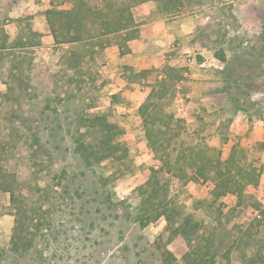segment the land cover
Listing matches in <instances>:
<instances>
[{
	"label": "rangeland",
	"instance_id": "obj_1",
	"mask_svg": "<svg viewBox=\"0 0 264 264\" xmlns=\"http://www.w3.org/2000/svg\"><path fill=\"white\" fill-rule=\"evenodd\" d=\"M25 1L0 0V28L12 27L14 48L28 56L35 87L22 92L0 81V167L14 171L20 158L34 150L41 154L39 149L48 152L50 162L14 188V196L34 207L36 214L27 222L31 246L24 253L11 249L15 210L10 193L0 192V264H225L227 249L243 263L257 250L264 255V226L255 224L257 212L264 209V0H184V7L174 14L163 13L156 1L163 17L150 19L149 28L169 23L175 29L185 21L192 26L190 34L177 32L180 44L189 47L183 52L185 60L191 59L186 85L170 81L166 95L149 109L150 119L169 120L173 128L180 127L181 138L188 139L173 136L179 155L191 147L202 152L204 177L186 183L160 170L161 162L147 141L144 144L136 75L131 72V83L122 85L128 93L121 89L110 99L102 43L91 39L85 50L100 63L98 77L77 90L60 70L63 47L46 49L43 42V49L32 48L39 38L31 27L40 17L33 20L20 12L29 8ZM73 1L54 0V4L65 8ZM87 1L96 7L102 2ZM35 3L41 13L46 4ZM220 50L226 61L216 56ZM185 88L200 92L208 108L215 106L205 115L206 121L197 113L199 103L189 104L192 96L181 98ZM41 100L47 105H40ZM181 104H189L191 111L185 119L177 110ZM100 108L114 114L118 128L114 141L127 151L86 164L75 147L90 136L78 123ZM170 114L173 118L166 119ZM239 114L250 126L235 133L233 121ZM230 152L240 164L260 170L259 183L245 186L239 197L228 193L214 198L215 161ZM154 172L168 184V199L180 212L173 226L184 216L202 221L190 239L176 236L167 242L166 237L157 246L154 240L163 232L165 219L145 227L134 221L137 199L130 191Z\"/></svg>",
	"mask_w": 264,
	"mask_h": 264
},
{
	"label": "trees",
	"instance_id": "obj_2",
	"mask_svg": "<svg viewBox=\"0 0 264 264\" xmlns=\"http://www.w3.org/2000/svg\"><path fill=\"white\" fill-rule=\"evenodd\" d=\"M144 1L146 0H102L101 6L96 7L87 0H74L70 6L61 8L54 4V0H51L50 7L45 11V18L54 46L63 47L59 55L60 70L67 76L68 83L74 84L77 90H82L87 84H94L97 80L100 63L91 52L85 50L87 41L97 38V41L103 44V39L109 43V37H112L121 47V51H128V42L146 33V26L135 21L132 11L135 5ZM155 1L160 4V9L165 14L177 13L184 7V0ZM8 39V34L0 28V80L7 86L16 87L22 92L30 91L35 88L34 82L30 80L31 63L27 55L20 54L12 48ZM215 54L221 61H226L222 50ZM152 73V70L140 72V75H146L145 77L151 79L148 96L138 108L145 126L147 146L161 162L160 170L176 177L182 183L196 181L204 177L203 165L199 162L202 157L200 149L194 150L191 147L188 149L190 152H181L179 155L178 143L176 141L172 143L171 140L174 135L183 141L188 140L185 137L181 138L180 127L173 128L169 120L150 119L149 109L166 95L170 79L178 78L179 72L170 69L168 76L160 79L154 78ZM40 103V105H47L46 100H41ZM168 118L171 120L173 115H168L166 119ZM78 126L85 128V133H89L90 136L87 141L77 142L75 147L86 164L116 157L119 150L126 153L127 147L116 144L114 141L118 128L114 122V114L108 109L100 108L97 113L84 116L80 119ZM39 150L41 154L34 150L28 157L20 158L17 169L14 171H7L0 167V192L10 193L15 210V222L10 237L11 249L14 253L21 254L30 248L31 238L28 235L27 222L35 219L36 215L34 207L28 208L25 202L14 196V188L19 181L32 179L39 171L49 167L48 152L45 149ZM42 151H46L47 154L44 157L48 159L43 158ZM215 169V182L212 188L214 198L228 193L239 197L245 186L258 184L261 176L260 170L256 167L240 164L233 152H230L225 159H217ZM130 196L137 199L133 219L141 227L160 217L165 219L163 232L154 240L157 246L166 237L167 242L176 236L188 240L195 236L202 226V221L192 216H184L178 224L173 226L180 212L168 199V184L157 172L152 173L143 183L134 187L130 191ZM72 202L75 203V200ZM255 224L264 226V209L259 210V217L255 218ZM251 225L253 226L254 222L250 223ZM167 231L169 234L165 236ZM223 258L225 264H264V255L261 250H257L252 256L246 258L244 263L236 259L232 249H227L223 253Z\"/></svg>",
	"mask_w": 264,
	"mask_h": 264
},
{
	"label": "crops",
	"instance_id": "obj_3",
	"mask_svg": "<svg viewBox=\"0 0 264 264\" xmlns=\"http://www.w3.org/2000/svg\"><path fill=\"white\" fill-rule=\"evenodd\" d=\"M26 1L29 6L27 12L23 8H20V12L22 14L29 13L30 17L33 18V20H36L38 16L40 17L39 23H34L31 27L33 33L37 35L39 40L37 43L29 45H32V48L43 49L44 47L42 43L44 42L48 44L46 49H50L51 46L58 47L54 46L53 37L50 34L45 18V11L48 7H50L51 0H41L46 4L42 8L41 13L40 11H38L40 5L36 3L34 4V0ZM230 1L233 0H229L228 2ZM246 1L247 3H249V0ZM156 7V1L146 0L135 5L132 8L135 21L146 26L147 31L146 33L141 34L128 42V51H121V47H119L117 41L112 37H109V43H106L105 39H103V44L101 45L105 60L103 64V71L105 72L104 77L106 78V82L109 85L110 99L116 97L117 93L121 89L122 92H127L122 85L131 83V79L129 78V74L131 72L136 75L138 80L135 89V92L138 93V108L145 101L151 89V86L149 85L151 83V79L149 77H145L146 75H140V72L142 70H152L153 77H156V79H160L163 77L166 78L170 72V69H175L179 72L180 76L173 80L170 79V81H175L177 86L186 85V79H188L186 77V75H188L187 66L190 65L188 61H190L191 59L188 60L186 58L185 60L183 52H185L189 47L187 46L186 48V44H180V39L178 38L177 32H180L181 34H190L192 31V26L190 22L185 21L183 23H180L179 26H175V29H173L172 27L174 26L170 25L169 23H162L157 28H149L148 24L150 19H153L154 17H163V14L160 13V11L157 10ZM3 29L9 36V43L16 51V49L14 48L15 41L12 42V40L14 39V36L11 32L12 27L6 26L5 24ZM202 60V58H199L200 62H202ZM193 95H195V99ZM198 95H201L200 92L198 93L197 91H192L191 89L186 90L185 88L181 92L180 96L182 99H187L188 97L189 99H191L192 96V100L188 101L189 104H191V102L195 103L197 101V103H199L200 105L197 113L199 117L206 121L205 115L209 114V111L211 112V109H214L215 106L214 108H208V106H206L207 100L205 99V97H199ZM189 104H187L186 106L181 104L177 108V110H179L178 112L180 116L184 119L191 114V111L188 107ZM248 123L249 122L246 116L244 114H239L233 121L232 130L235 133H239L241 128H247L248 126H250ZM146 141L147 140L145 139V145Z\"/></svg>",
	"mask_w": 264,
	"mask_h": 264
},
{
	"label": "built area",
	"instance_id": "obj_4",
	"mask_svg": "<svg viewBox=\"0 0 264 264\" xmlns=\"http://www.w3.org/2000/svg\"><path fill=\"white\" fill-rule=\"evenodd\" d=\"M257 216H259V213L257 212Z\"/></svg>",
	"mask_w": 264,
	"mask_h": 264
}]
</instances>
